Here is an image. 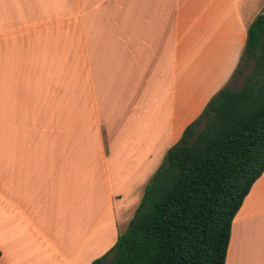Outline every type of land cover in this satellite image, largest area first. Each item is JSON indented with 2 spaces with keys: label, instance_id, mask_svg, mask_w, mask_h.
<instances>
[{
  "label": "crops",
  "instance_id": "crops-1",
  "mask_svg": "<svg viewBox=\"0 0 264 264\" xmlns=\"http://www.w3.org/2000/svg\"><path fill=\"white\" fill-rule=\"evenodd\" d=\"M210 1L0 0V264H91L114 246L132 213L114 209L110 159L143 137L145 108L160 130L157 91L173 145L213 93L176 102L188 6H201L203 32L219 17L207 10L233 3ZM225 264H264V172L233 218Z\"/></svg>",
  "mask_w": 264,
  "mask_h": 264
},
{
  "label": "trees",
  "instance_id": "trees-1",
  "mask_svg": "<svg viewBox=\"0 0 264 264\" xmlns=\"http://www.w3.org/2000/svg\"><path fill=\"white\" fill-rule=\"evenodd\" d=\"M242 59L251 65L242 86L210 98L146 185L127 230L91 264L110 255L106 264H225L233 218L264 172V0Z\"/></svg>",
  "mask_w": 264,
  "mask_h": 264
},
{
  "label": "rangeland",
  "instance_id": "rangeland-1",
  "mask_svg": "<svg viewBox=\"0 0 264 264\" xmlns=\"http://www.w3.org/2000/svg\"><path fill=\"white\" fill-rule=\"evenodd\" d=\"M232 1L233 3L227 1L226 9L210 8L206 11L207 14H210L213 9L218 12L219 17L204 25L202 27L203 32L198 31L199 28L195 23V17L199 14V7L201 6H188L193 26L186 33L185 43L179 44L181 48H179L180 59L178 61L181 63L178 68L179 72L175 75L177 79L176 86H178L176 91V102L178 105L182 103V97L186 98L187 94L196 88L205 89L207 92L212 90L213 93L210 98L226 86L240 88L247 73L250 72L251 65L247 66L246 61L242 59L243 48L247 29L261 12L263 0L260 3L258 0ZM208 4L213 7L214 1L211 0ZM258 4L260 6L259 10L255 9ZM249 5L255 7L249 9ZM182 17V14L179 13V19H182ZM238 68L243 69L242 74L237 72ZM229 74L231 76L227 78V82L222 83L223 78ZM181 88L182 90L180 91ZM165 95L166 90H162L161 93L157 91L152 97L155 100H163L159 105L160 118L162 119L160 121V130L153 132L155 125H157L154 122L155 114L150 108L153 106L147 107L142 111L145 114V118L141 123L145 125L146 129L139 130L137 136L134 137L137 139L138 135H142L148 144V148L145 145L143 146L144 138L142 137L136 141L134 147L124 149V154H115L116 156L110 159L112 176L114 177L113 190L115 193H119L122 198V201L117 202L116 205L114 201V209L116 208L122 212L126 210L124 214H127L128 210L129 214L130 212L132 213L130 219L125 223L123 222L126 227L124 229H116V231L118 230V236L127 230L129 222L141 202L146 185L153 179L155 173L164 163L169 149L173 146V142L178 139L177 133L179 130H177V126H175L174 130L172 129L171 120L169 119V99L165 101ZM88 111L86 110V113ZM179 115L178 113L176 115L178 121ZM127 127L130 132L131 127ZM200 128L201 126L198 127V130ZM83 129H86V125H83ZM143 147L151 153L155 150V154L147 155V157L150 156V160L143 158L141 153L144 149ZM125 216L124 221L128 215ZM108 251H104L103 255L107 254ZM110 257L111 255L108 259ZM106 261L103 264H106Z\"/></svg>",
  "mask_w": 264,
  "mask_h": 264
}]
</instances>
